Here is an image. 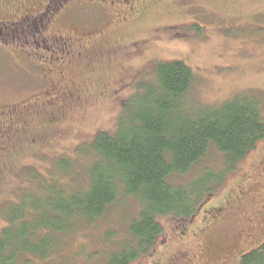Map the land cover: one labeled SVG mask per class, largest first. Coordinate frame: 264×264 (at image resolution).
I'll use <instances>...</instances> for the list:
<instances>
[{
    "label": "rangeland",
    "instance_id": "1",
    "mask_svg": "<svg viewBox=\"0 0 264 264\" xmlns=\"http://www.w3.org/2000/svg\"><path fill=\"white\" fill-rule=\"evenodd\" d=\"M137 9L123 20L100 14L84 27L90 32L84 36L79 26L77 33L68 24L54 27L87 43L80 58L45 72L48 85L42 89L35 82L40 74L26 58L33 49L13 47L19 49L26 33L16 34L9 47L3 45L7 37H0V108L19 107L11 124L0 125V228L24 193L42 200L55 183L85 188V153L94 135L116 132L124 105L138 85L153 80L158 62L181 61L192 69V106L215 107L249 95L260 100L264 119V0H151ZM62 159L73 162L71 172L58 170ZM220 161L209 150L189 173L170 182L184 184L204 169L218 170ZM197 210L187 220L159 219L163 236L132 264H239L263 244L264 140ZM219 210L225 212L221 218ZM138 211L132 198L108 206L102 217L65 237L46 264H106L111 252L134 241L129 223Z\"/></svg>",
    "mask_w": 264,
    "mask_h": 264
},
{
    "label": "trees",
    "instance_id": "2",
    "mask_svg": "<svg viewBox=\"0 0 264 264\" xmlns=\"http://www.w3.org/2000/svg\"><path fill=\"white\" fill-rule=\"evenodd\" d=\"M194 82L192 69L181 61L155 64L153 80L138 85L124 105L116 132L94 135L85 153L90 160L85 188L55 183L42 200L24 193L9 206L7 225L0 228V264H46L65 237L119 200L139 204L129 223L134 241L111 252L106 264H132L150 254L163 236L159 219L196 215L225 175L264 140V119L260 100L249 95L215 107L192 106L188 97ZM209 150L221 155L218 170L207 168L193 180L171 184L170 177L185 176ZM56 167L69 173L73 162L62 159ZM239 264H264V243Z\"/></svg>",
    "mask_w": 264,
    "mask_h": 264
},
{
    "label": "flooded vegetation",
    "instance_id": "3",
    "mask_svg": "<svg viewBox=\"0 0 264 264\" xmlns=\"http://www.w3.org/2000/svg\"><path fill=\"white\" fill-rule=\"evenodd\" d=\"M149 1L151 0H0V37H7L3 45L9 47L16 43L13 41L16 34L23 36L26 33L24 43L19 49L13 47L19 52H24L26 48L33 49V55L28 54L25 57L40 74L35 82L42 89L48 85L45 72L55 65L80 58L82 48L87 43L83 39L75 40L61 31L54 32V27L68 24L77 33L79 29L76 30V27L79 26L83 29L80 30L81 34L84 36L85 32L88 35L90 32L84 31V27L88 28V24L94 20L99 21L100 14L108 17L107 12H110L123 20L126 16L138 13L137 8ZM6 13L9 16L2 19L1 15ZM95 33H99V30ZM41 95L40 91L38 98ZM20 104L29 105L27 101L18 105ZM18 109L17 104L1 107L0 125L11 124ZM217 212L219 218L225 214L222 210Z\"/></svg>",
    "mask_w": 264,
    "mask_h": 264
}]
</instances>
